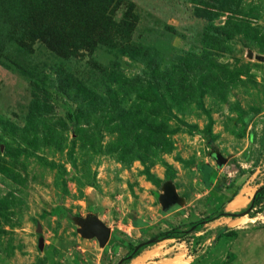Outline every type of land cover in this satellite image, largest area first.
<instances>
[{
    "label": "rangeland",
    "instance_id": "1",
    "mask_svg": "<svg viewBox=\"0 0 264 264\" xmlns=\"http://www.w3.org/2000/svg\"><path fill=\"white\" fill-rule=\"evenodd\" d=\"M245 49L264 56V0H0V264H116L213 216L137 254L173 264L264 226V194L220 216L264 184V62Z\"/></svg>",
    "mask_w": 264,
    "mask_h": 264
},
{
    "label": "crops",
    "instance_id": "2",
    "mask_svg": "<svg viewBox=\"0 0 264 264\" xmlns=\"http://www.w3.org/2000/svg\"><path fill=\"white\" fill-rule=\"evenodd\" d=\"M236 235L237 239L218 234L210 237L208 247L183 256L184 264H264V226L239 231ZM175 257L165 254L152 256L144 264H169Z\"/></svg>",
    "mask_w": 264,
    "mask_h": 264
},
{
    "label": "water",
    "instance_id": "3",
    "mask_svg": "<svg viewBox=\"0 0 264 264\" xmlns=\"http://www.w3.org/2000/svg\"><path fill=\"white\" fill-rule=\"evenodd\" d=\"M244 57L248 60H252L255 59L259 62H264V56L261 55H254L253 52L250 49H245V53H244ZM262 188H264V184L259 187L258 189H256L250 199V205L249 208L240 214H233V213H227V212H223L222 214H220V216H225V217H240L245 215L246 213L249 212V210L251 209L252 205H253V199L255 194L260 191ZM174 197V192L173 190L169 187L165 189V193L164 196L162 197V202L164 203H168L172 198ZM208 221H200L197 223V225L201 226L205 223H207ZM82 229H80V235L82 237L85 238H95L99 244L100 247H104L105 244L107 243L110 233L108 231V229L99 221L95 220H86L84 221L82 224ZM196 225H193L192 227H190V229L188 231H185V233L187 234L189 231H195ZM226 229H221L219 231L218 234L223 233ZM160 240H158L157 238H153L150 240H147L145 242H142L138 245H136L133 249H132V255H134L137 251H139L140 249H142V247L144 246H148V245H152L154 243L159 242ZM162 241V240H161ZM133 256L131 255H126V257L118 260V262L116 264H122L124 261H128L130 259H132Z\"/></svg>",
    "mask_w": 264,
    "mask_h": 264
},
{
    "label": "trees",
    "instance_id": "4",
    "mask_svg": "<svg viewBox=\"0 0 264 264\" xmlns=\"http://www.w3.org/2000/svg\"><path fill=\"white\" fill-rule=\"evenodd\" d=\"M152 92H153V95L155 96V98H156V100H157V102L164 108V109H166V112H167V114L169 115V116H172V114H171V112L166 108V104H165V102H164V100L159 96V93H158V90L156 89V88H153L152 89ZM181 126H183V127H185V128H188V129H190V130H192V131H195L196 130V127L195 126H191V125H189V124H187V123H184V122H178ZM72 150V146H71V148H70V151ZM69 160H70V158H69ZM147 177H148V179L152 182V183H157V181H156V179H154V177H152L151 175H149V174H147ZM264 194V188H262L260 191H258L256 194H255V196H254V199H253V205H256L258 202H259V199H260V197L262 196ZM252 205V206H253ZM223 212H221L220 214H222ZM214 217L213 216H208V217H206L205 219H203V221L205 220V221H211L212 219H213ZM198 222H200V221H197V222H194V223H192L191 224V226L190 227H192L193 225H196V228H195V231H198L199 229H200V226L199 225H197V223ZM186 233H185V231H182V230H180L179 228H172V229H170V230H168V231H165V232H158L156 235H154V236H152L151 238H149V239H153V238H157L158 240H166V239H178V238H180L181 236H184ZM126 246H130V242H127L126 243ZM148 246H150V245H148ZM147 246H144V247H142V249H144V248H146ZM141 250V249H140ZM139 250V251H140ZM139 251H137L134 255H132V250H130L129 252H128V254L127 255H131V256H133V257H135L138 253H139ZM132 257V258H133Z\"/></svg>",
    "mask_w": 264,
    "mask_h": 264
},
{
    "label": "bare ground",
    "instance_id": "5",
    "mask_svg": "<svg viewBox=\"0 0 264 264\" xmlns=\"http://www.w3.org/2000/svg\"><path fill=\"white\" fill-rule=\"evenodd\" d=\"M242 203H244V200H243V198H242V196H240V195H237L229 204H228V209H230V210H234V209H236V208H238V207H240L241 205H242ZM258 216V215H257ZM255 217V216H254ZM258 218V217H257ZM235 221V220H234ZM247 221H249V222H253V218L251 219V218H246V216L245 217H243V218H239L238 220H237V222H234V224H236V226L237 225H242V224H245ZM248 222V223H249ZM233 223V222H232ZM232 225V224H231ZM130 231V230H129ZM148 258V256H147V254H145V252H143V253H140L138 256H136V257H134L132 260H131V262H130V264H142L146 259ZM173 264H184L185 262H184V260L182 259V258H179V259H177L176 261H173L172 262Z\"/></svg>",
    "mask_w": 264,
    "mask_h": 264
}]
</instances>
